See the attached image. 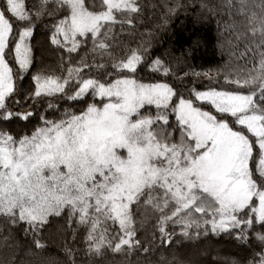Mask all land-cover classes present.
Listing matches in <instances>:
<instances>
[{
  "label": "snow or ice",
  "instance_id": "snow-or-ice-1",
  "mask_svg": "<svg viewBox=\"0 0 264 264\" xmlns=\"http://www.w3.org/2000/svg\"><path fill=\"white\" fill-rule=\"evenodd\" d=\"M226 6L241 18L230 27L246 41L243 65L176 77L163 59L149 63L146 44L115 54L114 29L135 31L141 0L0 2V124L37 119L24 133L0 127V217L30 236V259L12 264H77L67 236L78 229L90 257L147 256L138 231L149 217L161 246L178 226L179 240L230 237L238 251L222 264H264V0ZM41 27L60 52L55 68L36 61ZM141 64L160 79H139ZM186 78L209 84L185 88ZM53 98L83 107L56 119L35 110ZM51 229L62 255L48 249ZM161 264L206 262L189 253Z\"/></svg>",
  "mask_w": 264,
  "mask_h": 264
},
{
  "label": "trees",
  "instance_id": "trees-1",
  "mask_svg": "<svg viewBox=\"0 0 264 264\" xmlns=\"http://www.w3.org/2000/svg\"><path fill=\"white\" fill-rule=\"evenodd\" d=\"M25 2L31 4L33 0H25ZM141 2L144 10L136 21L135 31L130 35L127 28L121 31L120 26L117 25L114 29L121 45L115 51L117 56L124 54L128 47L135 48L146 44L149 63L156 57L163 59L170 65L176 77L183 76L184 72L191 70L204 71L228 65H243L244 58L241 57V53L245 52L246 41L242 36L237 37L236 30L230 27L234 20L239 22L241 18L236 16L234 11L230 14L226 6L227 0H141ZM235 2L236 0H233V3ZM177 4L179 6L169 14L168 8ZM45 31L46 28H39L33 41L36 61L40 62L41 67L55 68L60 52L44 44ZM197 37L201 43L192 49V40ZM90 47L89 44L80 49L81 55ZM75 58L79 60L80 57ZM160 77L161 74L153 72L151 67L145 64L138 67V78L144 82H152ZM169 82L180 83L175 77H170ZM23 83L26 86L29 83V77L25 76ZM208 84L207 79L189 81L186 78L181 86L204 88ZM49 102L54 105V109H59L54 116L52 115L54 109L47 107ZM72 106L83 107L75 105L74 101L53 98L37 103L35 110L56 119L62 116L65 109L72 110ZM36 123L37 119L33 117L32 124L27 126H25L26 122L18 121L9 125L0 124V127L7 126L10 130L24 133L30 131ZM141 215L137 213L138 220ZM153 224L154 220L149 217L138 231L141 240L145 242V247L153 248L152 253L147 256L139 252L125 257L109 251L104 257H90L86 253L85 234L79 229L75 242L73 243L70 234L67 236V241L75 249L77 264H161V257L171 260L174 254L183 256L189 253L197 254L198 258L206 264H222V258L235 256L238 251L231 238L227 236L201 237L198 241L179 240L177 239L180 233L178 226L175 228L176 236L173 237L175 243L171 246L168 244L161 246L158 233L153 235ZM54 233V229L44 233L48 249L50 252L62 255V240ZM29 240L30 236L25 237L16 227L6 225L0 217V262L2 264H12L13 260L27 262L30 259L27 255V249L30 247Z\"/></svg>",
  "mask_w": 264,
  "mask_h": 264
},
{
  "label": "rangeland",
  "instance_id": "rangeland-1",
  "mask_svg": "<svg viewBox=\"0 0 264 264\" xmlns=\"http://www.w3.org/2000/svg\"><path fill=\"white\" fill-rule=\"evenodd\" d=\"M26 5H27V3H26Z\"/></svg>",
  "mask_w": 264,
  "mask_h": 264
}]
</instances>
